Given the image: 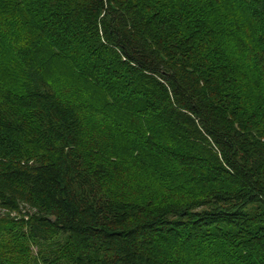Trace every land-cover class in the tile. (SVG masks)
I'll return each instance as SVG.
<instances>
[{"label": "trees", "instance_id": "trees-1", "mask_svg": "<svg viewBox=\"0 0 264 264\" xmlns=\"http://www.w3.org/2000/svg\"><path fill=\"white\" fill-rule=\"evenodd\" d=\"M203 3L0 0V230L66 234L44 264H264V0ZM115 132L178 199L110 193Z\"/></svg>", "mask_w": 264, "mask_h": 264}, {"label": "rangeland", "instance_id": "rangeland-1", "mask_svg": "<svg viewBox=\"0 0 264 264\" xmlns=\"http://www.w3.org/2000/svg\"><path fill=\"white\" fill-rule=\"evenodd\" d=\"M189 3L191 5L199 7L204 4L203 0H189ZM229 5H227L226 7L223 5H219L218 11L216 12V15L221 16L222 18H224V20H226V25H232L233 22H236L235 18L239 17V15H236L238 13L232 12V10L238 9V5L232 3ZM9 21L10 20H7V22ZM20 24V31L24 33L25 31H29L32 35L34 34L31 29L24 30V28ZM245 29L246 28L243 27V33L235 36V39L232 38L228 41V45L232 44V48L238 51L239 56H241L242 53L245 52V47L248 43L247 37H244L243 34H246L249 31ZM246 53H244L241 57L244 58V55ZM245 69H247L248 71L249 68ZM249 76L251 77V74H249ZM254 79H256L255 73L254 76L250 78L251 88L248 89L249 101L247 105V108L253 111L255 109H258V106L264 105V88H262L261 85L257 86L254 82ZM90 128L91 130L95 129L91 125ZM109 139L111 140L109 153L112 155V161L117 163L115 166L118 167V174L115 176L112 182H109L108 185V189L110 188V193L112 192L113 194H119L121 196L128 195L135 201L145 204L147 202H150L152 198H155V200L158 202H162L168 199H178L180 197V195L176 191H174L170 187L162 185L156 177L151 178L148 176H144V172L142 170H139L138 165L135 164L134 168H127L123 167L124 165H120L122 161H120L118 148L120 147V144H122L123 146L127 144V141L122 137L120 138L119 133L116 134V132ZM140 169H142V167ZM68 240L69 238L66 234L60 233L53 234L48 241L39 239L36 240L28 234L27 228L21 225L13 227L6 226L0 230V264H44V258L48 257L53 250L59 249L61 254L63 253V251L68 252ZM199 249V246L196 247L192 252V255L197 254L198 251L196 250ZM201 252L204 263L209 264L210 262L207 257L208 251L201 249ZM181 256L182 255L178 253L174 254V257ZM186 260L188 261L189 258H186Z\"/></svg>", "mask_w": 264, "mask_h": 264}]
</instances>
